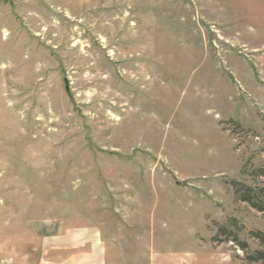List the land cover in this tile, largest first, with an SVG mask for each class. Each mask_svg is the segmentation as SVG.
<instances>
[{
	"label": "rangeland",
	"instance_id": "rangeland-1",
	"mask_svg": "<svg viewBox=\"0 0 264 264\" xmlns=\"http://www.w3.org/2000/svg\"><path fill=\"white\" fill-rule=\"evenodd\" d=\"M263 173L264 0H0V264H249Z\"/></svg>",
	"mask_w": 264,
	"mask_h": 264
},
{
	"label": "trees",
	"instance_id": "trees-1",
	"mask_svg": "<svg viewBox=\"0 0 264 264\" xmlns=\"http://www.w3.org/2000/svg\"><path fill=\"white\" fill-rule=\"evenodd\" d=\"M231 185L236 201L247 204L251 209L264 215V186H250L237 181L232 182ZM232 226H237L234 221H232ZM250 236L259 242L260 246L263 247L262 250L250 252L248 244L241 241L237 233L227 226L218 227V233L212 241L215 244L233 243L246 254L245 260L249 264H264V232H252Z\"/></svg>",
	"mask_w": 264,
	"mask_h": 264
},
{
	"label": "crops",
	"instance_id": "crops-1",
	"mask_svg": "<svg viewBox=\"0 0 264 264\" xmlns=\"http://www.w3.org/2000/svg\"><path fill=\"white\" fill-rule=\"evenodd\" d=\"M169 260H171L170 258H168ZM171 264H181V262H174L173 260H171ZM209 264H233L232 259H228V260H222V261H213L212 263L209 262Z\"/></svg>",
	"mask_w": 264,
	"mask_h": 264
}]
</instances>
